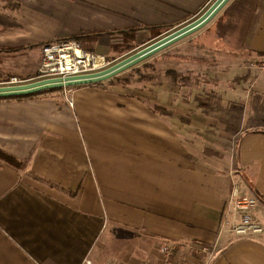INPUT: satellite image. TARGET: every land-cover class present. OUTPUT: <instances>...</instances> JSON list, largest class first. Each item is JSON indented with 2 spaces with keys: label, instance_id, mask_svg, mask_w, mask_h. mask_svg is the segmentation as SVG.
<instances>
[{
  "label": "crops",
  "instance_id": "obj_1",
  "mask_svg": "<svg viewBox=\"0 0 264 264\" xmlns=\"http://www.w3.org/2000/svg\"><path fill=\"white\" fill-rule=\"evenodd\" d=\"M214 1L0 0V76L38 73L43 46L16 48L116 32L85 43L109 48L121 30L171 29ZM221 11L226 41L255 79L227 96L245 107L229 127L228 168L194 157L199 121L179 124L171 86L133 94L97 82L0 99V149L21 162L0 159V264H159L165 241L211 245L212 264H264V233L231 230L235 188L258 197L251 214L264 225V0H229ZM199 119L203 130L216 117Z\"/></svg>",
  "mask_w": 264,
  "mask_h": 264
},
{
  "label": "rangeland",
  "instance_id": "obj_2",
  "mask_svg": "<svg viewBox=\"0 0 264 264\" xmlns=\"http://www.w3.org/2000/svg\"><path fill=\"white\" fill-rule=\"evenodd\" d=\"M207 9L158 36H153V32L148 30L140 33L133 42L137 46L132 50H126L119 39L113 41L109 48L99 45L97 51L103 53L114 65L192 22ZM226 18L227 14L221 11L193 34L118 75L102 81L109 89L133 94H152L157 87L165 85L168 89L171 86L179 104L182 105L178 111V118L181 121L179 124L184 126L186 115L189 114L199 121L193 124L194 157L223 168H228L229 160L233 157L229 150L232 132L229 127L234 126L232 122L234 118L242 116L245 110L241 103L236 104L237 99L235 101L234 97L227 96L231 90L232 92L236 90L238 95L249 92L248 88L255 80L254 75L246 73V67L251 61L241 58L240 52L232 49L236 47L233 42L226 41L225 34L231 32L230 28L225 27L227 22H223ZM217 36L224 38L220 37L223 38L222 41H215ZM194 55L208 57L209 62L192 59ZM185 101L192 104V107H186ZM203 116L216 119H209V124L204 123L205 128L202 130L198 126L201 125L199 118ZM218 117L220 120L225 118V122H216Z\"/></svg>",
  "mask_w": 264,
  "mask_h": 264
},
{
  "label": "built area",
  "instance_id": "obj_3",
  "mask_svg": "<svg viewBox=\"0 0 264 264\" xmlns=\"http://www.w3.org/2000/svg\"><path fill=\"white\" fill-rule=\"evenodd\" d=\"M112 64L104 54L87 51L75 40H54L43 46L40 67L34 78L22 79L13 76L0 85L23 84L33 80L98 72ZM67 100L69 104H74L72 97H67ZM258 201L256 195L240 194L235 188L231 205L232 215L237 221L232 224L231 230L239 237L251 238L264 233V225L255 221L251 214ZM159 248L165 256L164 261L159 264H212L216 256L214 247L203 243L165 241ZM85 262L93 264L90 259ZM106 264L126 263L110 259Z\"/></svg>",
  "mask_w": 264,
  "mask_h": 264
},
{
  "label": "water",
  "instance_id": "obj_4",
  "mask_svg": "<svg viewBox=\"0 0 264 264\" xmlns=\"http://www.w3.org/2000/svg\"><path fill=\"white\" fill-rule=\"evenodd\" d=\"M228 1L229 0H215L203 14L192 22L170 34H167L156 42L117 62L107 69L81 75L33 80L23 84L0 85V97L22 96L53 88L91 84L110 79L203 28L219 13Z\"/></svg>",
  "mask_w": 264,
  "mask_h": 264
},
{
  "label": "trees",
  "instance_id": "obj_5",
  "mask_svg": "<svg viewBox=\"0 0 264 264\" xmlns=\"http://www.w3.org/2000/svg\"><path fill=\"white\" fill-rule=\"evenodd\" d=\"M9 3L11 2V0H7ZM15 8H18L19 7V4L17 3L16 5H13ZM141 26H132L128 29H124V30H121L120 32V37H121V43L122 45H125V48L126 50H132L134 49L137 45L135 43H133L136 39V36H137V33L139 31V29ZM149 28L152 30L153 32V36H158L160 34H162L163 32L169 30L170 28H167V27H162V26H149ZM116 32H106V33H103V32H96V33H86V34H79V35H74L72 36L71 38L72 39H75V41H77L80 46L82 48H84L85 50L87 51H90V52H93V53H99L95 48L93 47H89L87 46L85 43L86 41L87 42H93V41H96L98 40V38L101 36V35H104V34H115ZM217 41V40H215ZM52 41H48V42H39V43H35V44H31L29 46H26V47H19V48H16L15 50H21L23 48H34V47H37V46H45L46 44L50 43ZM118 45V44H117ZM202 47V45L200 46ZM204 47V46H203ZM10 51V50H9ZM192 59H197L198 61H206V62H209V58L208 57H203V56H199V55H194V57L192 56L191 57ZM109 59V58H108ZM196 60V61H197ZM14 75H9V76H4L3 78H1L0 76V82H3V81H8L11 79V77H13ZM22 79H28L30 77H27V76H21ZM59 88H53V89H50V90H57ZM34 95L33 94H28V95H22V96H12V97H0V99H4V98H26V97H32ZM238 154V153H237ZM0 159L8 162L9 164H12L14 166H20L21 162L15 158L14 156L6 153L5 151L1 150L0 149ZM261 198L264 200V196H261Z\"/></svg>",
  "mask_w": 264,
  "mask_h": 264
}]
</instances>
